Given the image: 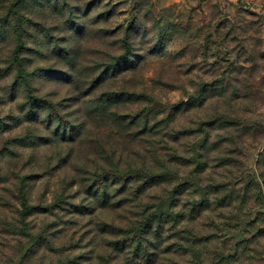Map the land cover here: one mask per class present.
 I'll use <instances>...</instances> for the list:
<instances>
[{"label":"rangeland","instance_id":"1","mask_svg":"<svg viewBox=\"0 0 264 264\" xmlns=\"http://www.w3.org/2000/svg\"><path fill=\"white\" fill-rule=\"evenodd\" d=\"M65 1L82 27L73 39L49 15L47 4L0 0V118L6 123L0 150L10 152L0 156V219L18 217L17 186L24 178L27 203L37 209L24 220L35 237L46 231L54 249L43 243L21 261L15 253L26 238L0 231V264H229L227 256L236 251L240 258L232 264H264L254 252L264 257V236L257 237L264 227V0ZM40 17L55 35L71 39L75 62L68 64L74 79L40 46L51 41L36 20ZM129 26L140 55L136 67L123 68L103 87L121 85L149 97L157 121L177 104L182 111L166 130L163 122L151 132L136 124L117 126L152 106L141 98L119 109L124 124L107 113L92 118L82 139L71 144L37 141L35 136L48 132L28 113L20 82L14 84L10 59L18 38L31 93L66 104L77 95L95 97L96 90L87 95L86 78L78 80L77 71L87 76L119 55ZM156 28L165 34L163 46L155 47ZM195 97L203 98L195 103ZM108 143L121 169L161 175L160 181L136 196L132 191L142 180L134 175L125 203L90 213L94 199L87 188L94 170L105 163L95 149ZM223 197L228 202H221ZM201 199L208 206L193 208ZM154 214L162 216L160 226L151 221ZM143 221L152 223L144 235L149 247L133 260L131 248L120 246L122 230Z\"/></svg>","mask_w":264,"mask_h":264},{"label":"trees","instance_id":"2","mask_svg":"<svg viewBox=\"0 0 264 264\" xmlns=\"http://www.w3.org/2000/svg\"><path fill=\"white\" fill-rule=\"evenodd\" d=\"M37 3H39L38 8H42V6H45L47 4V8L45 7V9H51V13H49V15L54 18L53 20L61 21L60 27L62 28V30L73 33L74 37L72 36V39L82 32L80 23L74 19L76 15L73 12L72 7H70L65 0H37ZM66 9H68L67 15ZM37 14L40 13L38 12ZM36 20H38V24L41 25L43 30L45 31V37H51V41H43L41 42L40 46L47 47L52 57L60 60L63 66H67L68 69L66 71V75L69 76L70 79H74V75H72V67H70V64H74L75 62V56L72 52L71 39L63 38L62 35H55L51 31L52 28L49 26L51 23H47V20L45 18L40 17V19L37 18ZM129 29L130 26L126 27L124 35L120 39V43L122 44V52L119 55H115L110 61L102 64V66H99V68L94 70L93 73H89L87 76H83L84 71L82 69H79L77 71L78 80L82 81L86 78L88 84L86 88H89L90 90L87 95L92 96L96 90L97 93L95 97L83 98L77 95V97H74L73 100H67L65 102L66 104L60 102L52 103L50 101H46L43 98H38L31 93L29 74L25 70L23 57L21 56L19 51L20 49L18 48L22 43V39L18 38V42H16L17 47L12 52V57L10 59L12 62V66H14L16 72L14 84L18 81L20 82L19 87H21V90L25 91L26 93L25 104L28 113L30 114L32 119L37 118L39 121H41L42 124L45 125L48 132V135L46 136H35L37 141L41 142V144H48L53 142H65L67 144H71L82 139L83 133L85 132L87 126H89V124H92V118L97 119L107 113H111L113 118L115 117V119H117L116 122H122L123 120L121 121L120 119L123 117V115H120V113H118L121 107L122 109L126 108V105H129L141 98H146L145 100L149 99V97H138V95L128 91L125 86L120 85L117 89L106 87V85L103 87V85L106 84L107 81L111 80L112 77L115 78L123 68H126L125 70H130L136 67V59H138L140 55L136 53L137 49H134L135 43L133 42V40H131ZM139 29L142 32L140 37L146 35V29L144 26L139 27ZM154 35L155 47H159L161 45L163 46L165 34L163 33L162 29L156 28L154 31ZM131 56L135 57V59H131ZM46 70L52 71L53 69L49 68ZM97 94L98 97H96ZM134 95L135 97H132ZM202 98L203 97H198L197 99V97H195L193 99L195 103H199L202 101ZM150 105H152V102ZM172 108L174 111L167 115L165 119L157 121L155 120V115L157 113L154 112V107L152 105L151 107L142 109L141 112L138 113L139 115H133L131 117L133 118V121L129 120L125 125L118 124L117 126H119L120 128H127L126 126L129 124H136L137 126H142L141 129L143 132H151L156 128L163 127V130H166L165 128L169 127L168 124L170 120H172V118H174V116H176L178 112L182 111V105L177 104ZM153 120L154 122L149 126V122ZM161 122L165 123L164 126L158 127ZM5 124L6 123L3 121V119L0 118V130L3 129V126ZM121 136L122 134L119 136L120 139ZM36 139H33V144L38 145ZM107 145L108 147L99 144L95 149V152L101 156L105 163L102 166H97V168L94 170V172L92 173L91 182L88 186L89 189L87 188V192L90 193L91 196H93L95 204H93V207L89 209L90 211L88 212L90 213L95 209H99L110 204L121 206L123 203H125L130 194L129 190L131 187L129 183L133 179L134 175L138 180H142V183L138 185L134 189V191H132L133 195L136 196L143 191L145 186H151L154 183L160 181L159 177L161 175H146V173H143V170L121 169L119 163H117L115 160V149L112 146V143H108ZM9 153L10 152L5 151L4 147L2 150H0V156H4L6 154L9 155ZM148 176L150 177L149 179ZM23 184L24 178H19V185L17 186V190L22 209L18 212V217L15 220H7L6 218L0 219L1 232L3 231L10 233L13 236H17L20 234L26 238L23 242V244H25L22 245L25 250L23 249V247H19V251L17 250L15 253L16 258L18 255H21V261L25 260L27 256L34 254L33 252L35 250H38V247H40V245L43 243L46 244L48 248L52 249L51 241L49 239V236L46 234V231L43 232L42 229L40 233H38V236L35 237L34 234L30 233L29 223L24 220L26 219V216L28 214H34L37 209L27 203L25 188ZM225 198L223 197L220 201L222 202L223 200H226V202H228V199ZM232 200L233 199H231L230 197L229 201L232 202ZM194 205L196 207L193 208L200 210L201 208H206L208 206V202H206V199H201L200 203H195ZM48 210L51 209L49 208ZM153 220H157V226H160L162 216L154 214V219H152L151 221ZM151 227L152 223L143 221L140 227L136 229L122 230L124 232L123 235L126 236L124 237L120 246L121 248H131L133 260L138 254L139 256L141 254V256H144V254H146L149 246L148 241H145L146 239H144V235L151 232ZM130 234H132V237H129ZM261 236H264V227L257 233V237L261 238ZM251 241L253 242V240H250L244 243L248 244ZM241 243H243V241ZM142 248L144 249L142 250ZM60 249L63 250V248ZM22 250H24V252H22ZM254 252L255 254L256 252L257 254L259 253V255H257L259 257V260H264L262 252H258L257 250H255ZM238 254V251H236L234 256H227L225 262L232 264L236 261L237 263V260L240 258ZM133 264H136V261H133Z\"/></svg>","mask_w":264,"mask_h":264}]
</instances>
